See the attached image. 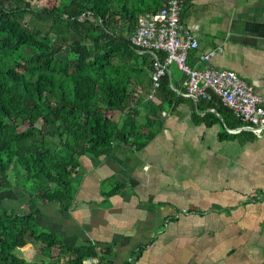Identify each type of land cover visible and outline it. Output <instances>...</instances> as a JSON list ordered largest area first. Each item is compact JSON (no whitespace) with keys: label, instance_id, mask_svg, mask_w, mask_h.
Listing matches in <instances>:
<instances>
[{"label":"trees","instance_id":"obj_1","mask_svg":"<svg viewBox=\"0 0 264 264\" xmlns=\"http://www.w3.org/2000/svg\"><path fill=\"white\" fill-rule=\"evenodd\" d=\"M31 1L0 0V192L16 187L26 198L18 210L0 207V264H55L62 257L65 264H108L112 245H66L36 221L38 202L69 211L82 158L140 151L163 128L159 114L182 103L193 124L220 128L217 142L243 145L255 136L247 129L228 133L241 124L211 93L195 103L176 95L168 69L152 89L153 62L164 55L139 52L127 37L140 15L166 0H35L36 8ZM143 82L147 91L137 98ZM126 188L111 176L99 193L107 202ZM27 244L37 248L38 261L20 256Z\"/></svg>","mask_w":264,"mask_h":264},{"label":"crops","instance_id":"obj_2","mask_svg":"<svg viewBox=\"0 0 264 264\" xmlns=\"http://www.w3.org/2000/svg\"><path fill=\"white\" fill-rule=\"evenodd\" d=\"M179 18L182 29L198 43L189 66L204 67L198 56L220 47L221 52L213 55L207 66L234 72L252 88L264 107V0H182ZM167 69L178 95L184 89L180 80L183 75L174 65ZM190 113L187 103L161 112L163 128L140 151L116 149L107 158L98 153L91 159L82 158L83 168L69 211L62 213L53 204L54 222L49 220L45 228L39 227L55 233L66 245L79 246L87 241L96 249L112 245L115 256L108 264H264V131L243 145L217 142L220 128L193 124ZM185 137L204 150L207 158L226 155L225 161L217 162L235 185L205 198L191 194L183 215L188 211L199 219L185 220L181 225L177 214L175 221H166L176 210L167 204L160 189L164 184H182L177 180L180 174L183 176L182 169L173 164L182 156L183 147L175 149L180 152L175 155L171 143L181 144ZM230 146L237 147L235 154L229 153ZM232 155L234 160L230 161ZM131 157L143 166L136 168ZM121 160L124 168L118 166ZM136 169L142 171L144 197L128 196L122 191L103 201L99 193L103 180L114 176L127 185L125 172L133 177ZM247 179L252 181V188L245 185ZM41 205L38 202L36 221L42 214ZM19 253L27 262L39 259L37 248L30 244L20 248ZM59 259L55 264H65L64 257ZM82 264L98 263L88 259Z\"/></svg>","mask_w":264,"mask_h":264},{"label":"built area","instance_id":"obj_3","mask_svg":"<svg viewBox=\"0 0 264 264\" xmlns=\"http://www.w3.org/2000/svg\"><path fill=\"white\" fill-rule=\"evenodd\" d=\"M182 0H166L156 11L144 13L137 19L134 30L128 35V43L139 52L149 54L162 53L161 63L153 62L150 80L152 89L157 88L158 80L169 65L173 64L185 77L184 91L179 93L193 103L197 99H209V93L219 99L240 122L241 128L247 129L259 137L264 131V107L252 88L234 72L207 66L210 58L221 52L216 47L198 56V62L205 64L200 69L186 63L189 52L197 49V40L182 29L180 10ZM152 98V93L147 97Z\"/></svg>","mask_w":264,"mask_h":264},{"label":"rangeland","instance_id":"obj_4","mask_svg":"<svg viewBox=\"0 0 264 264\" xmlns=\"http://www.w3.org/2000/svg\"><path fill=\"white\" fill-rule=\"evenodd\" d=\"M31 7L36 8L35 0L31 1ZM71 38L77 39L75 36H71ZM141 87H142L141 89L139 88L137 89V98L144 97V92L147 91L145 82L142 83ZM26 125L27 124L20 126L19 130H23L26 127ZM36 126L38 127L39 123H36ZM185 139L186 141H184ZM184 140L181 144L178 141H176L175 143H171L175 147V148L173 147L175 155H178L180 152H182L181 154L182 156H180L173 164L175 168L181 167L182 169L183 176L181 174L180 175L178 174L179 178L177 179L178 181L181 180L182 184L180 185L178 183L180 186L178 184L177 185L175 184L165 185L164 184L163 189H160L164 192L162 196L167 197L166 199L167 204H169L170 206H174L173 209L174 208L177 209L178 224H181V225H184L182 221H185V220L190 221V220L199 219L197 218V216L193 215L192 213L188 214L190 215L189 216L190 219L185 218V215H183L184 214L183 211L187 208V204L190 201L189 196L191 194L193 195L195 193L197 196L205 198L206 195L208 196H214V194L219 195L223 192L222 191L223 189H228V188H231L232 185H235L234 184L235 182H233L232 176L230 179V177L227 176V173H226L227 170L221 167V165L217 162V159H221L225 161L226 155L219 156L216 158H214L211 155L210 157L207 158L204 150H201L200 147H198L196 144H193L192 142L190 143L189 139L187 140V137H185ZM182 147L183 149L180 152H177L175 150V149H179ZM171 149L169 151H171ZM230 149H231V152L229 151V153L235 154L237 147L230 146ZM234 156L235 155L228 157L229 160L230 161L234 160ZM130 160H131V163H133L136 166V168L137 167L141 168V166H143L141 165V163L139 164L140 160L138 161L134 160V157H131ZM120 162L121 163L118 166H121L124 168L125 162L123 160H121ZM164 163L168 164L167 161H165ZM112 167H115V165H112ZM126 170L127 169H125V171ZM132 173L134 174L133 177L130 176L128 172H125V175L127 176V181H126L127 188L124 190L125 191L124 194L128 196L136 195L137 197H140V198L144 197L146 190L143 189L141 185L142 171H139L138 169H136ZM245 182H246L245 183L246 186L249 185L251 187L252 181L250 179L249 180L247 179ZM246 189H248V187H246ZM23 194L24 193H22V191L16 187L8 191H1L0 192V207L18 210L19 208L24 206L23 204L25 201V197H23ZM202 201L208 202L207 199H203ZM192 202L194 204H197L196 201L192 200ZM53 204L54 203H47V204H43L40 206V211L42 214L39 220L37 221L39 226H42V227L47 226L46 224L47 222H49V220H51L50 222H54L53 221L54 217H52V215L54 213L56 214V212L54 211ZM196 209L200 210L198 208ZM172 211H173L172 215L175 220V218H177L176 212L174 210ZM58 215L61 216V214H58Z\"/></svg>","mask_w":264,"mask_h":264}]
</instances>
